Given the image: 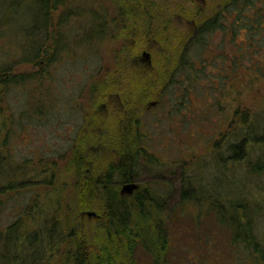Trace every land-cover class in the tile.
Listing matches in <instances>:
<instances>
[{
	"label": "rangeland",
	"instance_id": "374dc122",
	"mask_svg": "<svg viewBox=\"0 0 264 264\" xmlns=\"http://www.w3.org/2000/svg\"><path fill=\"white\" fill-rule=\"evenodd\" d=\"M126 1L138 3L139 0ZM197 1L210 8L216 0ZM43 3L44 0H0V70L6 72L0 71V230L18 222L24 236L21 244L27 235L35 232L44 240L43 227L52 217L53 202L59 200V194L65 203L75 202L80 182L75 176L72 156L78 142L94 126L96 113L107 115L111 109L114 94L102 93L104 83L124 66L126 59L131 65H138L124 51L131 42L127 39V24L131 26L133 21L123 13L126 7H121L122 0H66L51 14L48 44L56 35L61 36L62 43L45 69V64L38 63L42 56H32L34 49L45 42V31L42 35L37 32L45 24ZM180 3H185L186 8L193 7L189 0H155L153 6H145L143 10L140 5L135 6L137 17L154 35L165 29L191 32V22L178 13ZM156 13L168 20L166 26H159V31L154 19ZM239 38L241 43L243 37ZM155 46L147 49L153 59L154 52L159 50ZM239 50L232 48L229 39L221 33L216 34L204 54L211 63L206 77L195 80L191 88L190 81L181 74L166 93L159 91L141 107L136 141L146 153L136 170L137 177L119 187L122 190L125 184L135 183L141 189L153 187L159 191L168 208L164 224L169 225V234L172 232L169 244L176 250V256L189 249L192 258L202 254L209 260L208 252L215 247L208 249V245L202 244L198 249L195 243L185 245L193 239L189 231L178 236L171 223V212L182 201L184 177L191 178L196 187L202 185V197L214 190L223 197L234 194L231 198L239 199L240 188L246 183L247 189L241 195L263 204L257 224L264 232V172L243 174L245 165L232 160L224 162L223 170L222 164L215 160L220 152L225 159L229 155L230 134L240 125L237 110L249 112L254 121H264V73L259 76V69L248 56L244 66L252 74H246L243 79L240 63L233 69L229 62L222 61L219 67H213L211 62L215 55L231 56L235 52L241 55ZM138 55L144 58L142 51ZM259 58L264 60L263 56ZM3 76L14 78L9 88L1 83ZM187 89L189 93L185 95ZM153 101L157 104L152 105ZM113 103L120 106L116 100ZM218 141L220 144L216 146ZM150 156L154 166L149 163ZM8 184H13V188H7ZM65 203L59 218L66 222ZM187 207L195 210L193 204ZM88 211L93 210L79 212V218L96 220L97 216H88ZM205 218L208 223L198 230V235L202 232L201 239L211 233L218 235L221 247L226 246L228 252L222 262L215 263L213 258L210 261L234 264L227 232L221 231L210 215ZM181 222L190 227L193 220L187 217ZM178 237L181 243L177 242ZM179 246H183L180 251ZM60 247L63 249L61 244ZM138 261L150 264L151 260L139 255Z\"/></svg>",
	"mask_w": 264,
	"mask_h": 264
},
{
	"label": "trees",
	"instance_id": "16d2710c",
	"mask_svg": "<svg viewBox=\"0 0 264 264\" xmlns=\"http://www.w3.org/2000/svg\"><path fill=\"white\" fill-rule=\"evenodd\" d=\"M65 1L44 0L43 3L45 24L37 32L42 35L45 31V46L40 43L41 46L34 49L32 56H42L38 63L45 64V69L54 60L62 43L61 36L56 35L48 44L51 38L48 34L51 14ZM153 1L129 3L122 0L120 3L123 4L121 7H126L123 13L133 21L131 26L127 24V39H131V42L124 51L129 52L128 56L133 58L142 50L154 49L155 45L159 50L154 52L151 65H131L126 59L124 66L104 83L102 93L114 94L113 99L120 106L112 100L107 115L96 113L94 126L89 128L74 150L72 166L80 182L78 197L75 202L65 203L58 193L59 200L53 202L52 217L43 227L44 240L40 233L35 232L25 235L27 240L21 244L24 236L20 234L18 222L0 230V264H139V255L149 257L150 264H213L212 258L215 263H220L228 253L226 246L221 247L220 237L211 233L201 239L202 232L200 235L197 233L208 223L205 218L208 215L221 231L227 232L234 264H264V232L257 224L263 204L242 197L241 192L243 194L247 189L246 183L240 188L239 199L231 198L234 194L228 195L230 199L214 190L202 197V185L196 187L189 177L182 179V201L179 208L171 212V223H174L178 236L189 231L193 239L185 245L195 243L198 249L202 244L208 245V249L214 245L208 252L209 260L202 254L192 258L189 249L182 256H176V250L169 244L172 232L169 234L170 227L164 224V214L168 213V208L159 197V191L153 187H139L130 197L121 193L120 184L137 177L136 170L146 153L136 141L142 105L159 91L166 93L181 74L190 81L188 86L191 88H194L195 80L206 77L211 63L210 57L204 54L216 34L221 33L223 38H228L232 48L238 47L242 60L240 62L236 52L231 56L215 55L211 60L213 67H219L223 61V64L229 62L235 69L240 63L243 79L246 74H252L244 66V59L248 56L259 69V76L264 73V60L259 58H264V0H216L210 8L197 0H189L193 7L186 8L185 3H180L178 13L191 22L192 31L168 29V33L165 29L160 32L159 26H166L168 20L156 13L154 19L159 31H156V35L137 17L139 12L135 7L140 5L143 10L145 6H153ZM241 36L243 38L239 43ZM227 66L225 63L224 69L227 70ZM0 71L6 73L3 69ZM13 80L11 76H3L1 83L9 88ZM187 93L188 89L185 95ZM236 116L240 125L230 134L231 140L227 144L229 155L225 159L220 152L215 160L222 164L223 170L224 162L232 160L245 165L243 174H260L264 172V121H254L246 111L237 110ZM219 144L220 141L215 145ZM150 158L149 163L154 166V160ZM162 187L168 189L169 185ZM7 188H13V184H8ZM63 203L68 205L66 222L59 218ZM69 203L72 205L69 206ZM189 204L194 205V211L189 210ZM85 210L98 212L96 220L80 219L79 212L81 214ZM187 217L192 218L193 226H183L181 221ZM179 238L177 242L181 243ZM60 244L63 249L59 248ZM179 247L178 251L183 246Z\"/></svg>",
	"mask_w": 264,
	"mask_h": 264
},
{
	"label": "water",
	"instance_id": "95a60500",
	"mask_svg": "<svg viewBox=\"0 0 264 264\" xmlns=\"http://www.w3.org/2000/svg\"><path fill=\"white\" fill-rule=\"evenodd\" d=\"M144 55L149 56L148 53H144ZM138 189H139V185L138 184L128 183V184H125L122 187L121 193L122 194L129 193L131 195ZM86 213H87L88 216H97V214L95 212H93V211H88Z\"/></svg>",
	"mask_w": 264,
	"mask_h": 264
},
{
	"label": "flooded vegetation",
	"instance_id": "af4514ba",
	"mask_svg": "<svg viewBox=\"0 0 264 264\" xmlns=\"http://www.w3.org/2000/svg\"><path fill=\"white\" fill-rule=\"evenodd\" d=\"M154 43H156V42L154 41ZM142 53H143V57H144V58H142V56H140V55H136V56L134 57V60H136V62H138V65H143V66H144V65H151L152 62H153V61H152L153 58H152L151 53L148 52L147 49L142 50ZM144 53H148L149 56L144 55ZM143 62H145V63H143ZM151 104H152V105L157 104V101H153V102H151Z\"/></svg>",
	"mask_w": 264,
	"mask_h": 264
}]
</instances>
